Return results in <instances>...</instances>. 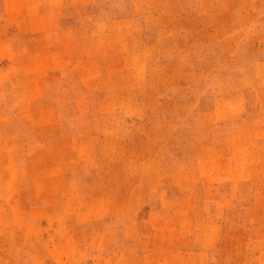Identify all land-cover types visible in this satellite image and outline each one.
Wrapping results in <instances>:
<instances>
[{
	"label": "rangeland",
	"instance_id": "obj_1",
	"mask_svg": "<svg viewBox=\"0 0 264 264\" xmlns=\"http://www.w3.org/2000/svg\"><path fill=\"white\" fill-rule=\"evenodd\" d=\"M221 2L0 0V264H264V0Z\"/></svg>",
	"mask_w": 264,
	"mask_h": 264
},
{
	"label": "crops",
	"instance_id": "obj_2",
	"mask_svg": "<svg viewBox=\"0 0 264 264\" xmlns=\"http://www.w3.org/2000/svg\"><path fill=\"white\" fill-rule=\"evenodd\" d=\"M225 1L226 0H222L221 5L219 7H217L218 10L216 11V14L214 13V15H215L214 17H215L216 20L228 17V12L225 9Z\"/></svg>",
	"mask_w": 264,
	"mask_h": 264
}]
</instances>
